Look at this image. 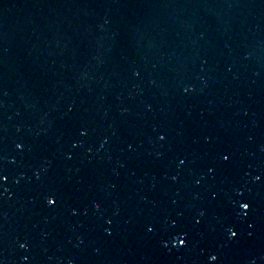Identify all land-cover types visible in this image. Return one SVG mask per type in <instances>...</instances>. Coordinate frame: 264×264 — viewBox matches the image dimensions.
I'll list each match as a JSON object with an SVG mask.
<instances>
[{
    "label": "water",
    "instance_id": "obj_1",
    "mask_svg": "<svg viewBox=\"0 0 264 264\" xmlns=\"http://www.w3.org/2000/svg\"><path fill=\"white\" fill-rule=\"evenodd\" d=\"M0 174L3 264H264V0H0Z\"/></svg>",
    "mask_w": 264,
    "mask_h": 264
},
{
    "label": "snow or ice",
    "instance_id": "obj_2",
    "mask_svg": "<svg viewBox=\"0 0 264 264\" xmlns=\"http://www.w3.org/2000/svg\"><path fill=\"white\" fill-rule=\"evenodd\" d=\"M160 139L163 140L164 137L161 136ZM228 160H229V156L224 155V156H223V161H224L225 163H227ZM181 163H183V161H181ZM5 179H6V177H4L2 174H0V182H3ZM256 179L259 180L260 177H257ZM236 194H237L238 196H241V197L244 195V193H243L242 191H237ZM55 203H56V198H55L54 196H49V197H47V204H48L49 206H54ZM239 207H240V209H241L244 213H247V212H250V211H251V204H250L249 202H243V203H240ZM197 223H199V221H197ZM174 226H175V225H174ZM148 231H149V232H152L153 229H152V228H149ZM227 231L230 233V236H229L230 239H234V238H236V236H237V232H236L235 230H233L232 228H228ZM109 234H110V233H109ZM180 244H181V245L185 244V240H184V239H181V240H180ZM21 247L23 248L24 245H21ZM210 259H211L212 261H216L218 258H217V256L213 255V256L210 257ZM0 264H3V261H0Z\"/></svg>",
    "mask_w": 264,
    "mask_h": 264
}]
</instances>
